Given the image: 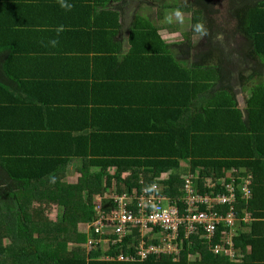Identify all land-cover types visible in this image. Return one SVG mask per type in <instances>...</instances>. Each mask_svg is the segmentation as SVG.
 Returning <instances> with one entry per match:
<instances>
[{
  "label": "trees",
  "instance_id": "16d2710c",
  "mask_svg": "<svg viewBox=\"0 0 264 264\" xmlns=\"http://www.w3.org/2000/svg\"><path fill=\"white\" fill-rule=\"evenodd\" d=\"M118 1L68 0L66 11L57 0H0V264H264V0H230L221 27L212 0L188 1L183 11L208 29L196 47L187 36L165 43L135 15L126 53ZM161 1L152 6L166 12L177 0ZM74 160L82 176L71 184ZM233 168L243 170L231 175L238 182L250 176L251 199L238 191L233 234L221 224L210 239L181 232L177 261L103 259L136 257V234L123 248L86 249L96 234L79 226L96 220L94 196L156 184L183 213L185 181L173 176L196 174L192 187L204 194L206 179ZM42 201L63 209L56 221L36 219ZM216 244L240 257L214 254Z\"/></svg>",
  "mask_w": 264,
  "mask_h": 264
},
{
  "label": "built area",
  "instance_id": "2783aa9c",
  "mask_svg": "<svg viewBox=\"0 0 264 264\" xmlns=\"http://www.w3.org/2000/svg\"><path fill=\"white\" fill-rule=\"evenodd\" d=\"M238 180L233 178L228 188L221 189L224 192H216V187H210L209 193L204 194L193 189V183L189 180L185 181L186 194L181 199L183 213L173 200L159 193L156 184L152 185L151 191L142 188L140 192L133 190L130 194L114 191L100 196L95 208L97 218L88 224V229L93 230L96 238L89 240L88 247L94 249L103 244L107 249L118 248L125 238L136 237V234L141 238L133 246L137 258L120 254V260L145 261L149 256L178 255L181 232L183 239L199 231L210 239L218 224L225 223L224 226L231 228L239 221L234 215V203L238 191L244 197H250V176ZM220 207L227 208L223 215L215 210ZM149 236H153V239H149ZM230 239L226 243L230 244ZM212 252L228 254L231 251L222 244H216Z\"/></svg>",
  "mask_w": 264,
  "mask_h": 264
},
{
  "label": "rangeland",
  "instance_id": "374dc122",
  "mask_svg": "<svg viewBox=\"0 0 264 264\" xmlns=\"http://www.w3.org/2000/svg\"><path fill=\"white\" fill-rule=\"evenodd\" d=\"M154 0H120L118 3L114 4L115 7H118L120 12H123L125 15V25L129 26L131 24V21L133 18H135V15H139L142 18H146L152 25H155L157 28H160L159 36L162 38V40L166 43L169 44H175V43H180L182 40H185V37H189L191 44L196 47L198 46L202 41L203 37H196L194 36L193 32L191 31V25L196 22L190 15V13L184 12L185 13V23L183 25L180 24H165L163 22V17L166 12L161 11L162 9L159 8V6H152ZM158 5L162 3L161 0H155ZM188 1L190 0H177L176 3H174V7H183L188 5ZM213 3L210 5L212 6L211 9L213 11L217 12V23L218 26H223V23H227L226 21V11L228 8V3L230 0H212ZM166 0L163 1L164 4ZM192 2V1H191ZM167 4H172L171 0H167ZM143 6H146L147 8H143ZM129 14L130 17H129ZM135 14V15H134ZM128 16V17H127ZM123 18L121 17V22H123ZM231 26V24H230ZM163 27V28H161ZM172 54L174 55L175 59L179 57V53L176 50H172ZM248 95V94H247ZM242 97V98H241ZM244 96H239V103L240 106H243L244 101H243ZM247 97V96H245ZM242 114L243 117L245 118V111L242 109ZM181 163V168L183 170H187L188 168V162H180ZM82 167V161L81 160H74L73 163L68 167L67 169V176L64 178V181H67L68 183L71 184H76L79 181V178L82 176V173L79 171V168ZM116 169H111V173H115ZM243 172L242 169L240 168H233L230 171L226 172V176L219 178L216 180V182H213L212 179H206L204 182V188H210V187H218L220 189H226L228 188L229 184H231V181L233 180V177L231 176L232 173H240ZM192 176V177H191ZM163 177L167 178V175H162V174H156V178L163 179ZM173 177H180L183 179V181H190L193 183L196 181L197 175H191V174H178ZM142 183V181H140ZM195 184V183H194ZM242 196L243 194L240 193ZM244 197V196H243ZM183 198V197H182ZM247 202L250 203L251 199L250 197H244ZM100 195L94 196V201L98 204L97 201H99ZM57 213H63V209L59 207L57 202H36L34 204V214L37 220L39 221H56ZM60 214V216H61ZM249 216L246 215L245 219L243 221H248ZM221 225H225V223H221ZM86 228V229H84ZM239 228V221L235 222L234 227H232V234L235 232V230ZM79 231L86 232L88 233V227L80 224L79 226ZM231 234V235H232ZM88 238L91 240L92 235L88 234ZM149 239H153V236H149ZM230 239V236L227 238H223V240L228 241ZM10 241L6 239L5 245H8ZM74 246L71 245L70 249H72ZM82 248V246H80ZM89 251V247H86ZM180 250V248H179ZM232 252H228V256L232 257ZM176 256L177 255H173ZM197 257V255H195ZM193 257L191 259H196V257ZM234 257V256H233ZM232 257V260L234 259Z\"/></svg>",
  "mask_w": 264,
  "mask_h": 264
},
{
  "label": "clouds",
  "instance_id": "9594fccd",
  "mask_svg": "<svg viewBox=\"0 0 264 264\" xmlns=\"http://www.w3.org/2000/svg\"><path fill=\"white\" fill-rule=\"evenodd\" d=\"M57 3L59 4V6L62 9L66 10V11H71L73 8V5L68 3V0H57ZM163 22L165 24H169V25H171V24L183 25L185 23V13H184L183 9L181 7H176V8H172V9L167 10L164 17H163ZM190 27H191V31L193 32L194 36H196V37H204L208 34V29L206 28V25L203 22L194 23ZM56 31H57V33L64 31L63 26H60L59 28H57ZM56 43H57V41H52L53 46H55ZM110 193H112V192H110ZM135 238L136 237L125 238L123 243L118 248H121V247L123 248L127 239H129L130 241H134ZM136 239L139 241L141 238L137 237ZM135 244H137V241L134 243L133 246H135ZM126 246H129V244H127ZM130 246H131V244H130ZM99 247H103V244H100ZM135 253H136V250H135ZM136 258H137V256H136ZM137 260L138 259H136L135 261H137ZM140 262H142V261H140Z\"/></svg>",
  "mask_w": 264,
  "mask_h": 264
},
{
  "label": "crops",
  "instance_id": "0c3cea01",
  "mask_svg": "<svg viewBox=\"0 0 264 264\" xmlns=\"http://www.w3.org/2000/svg\"><path fill=\"white\" fill-rule=\"evenodd\" d=\"M40 15V14H39ZM130 15L131 14H129V17H130ZM135 15V14H134ZM47 17H49V16H47ZM128 17V16H127ZM135 17V16H134ZM141 17V16H140ZM51 18V17H50ZM122 18H123V22H121L122 23V25H123V30H124V32L122 31V39H121V47H122V50H123V52L124 53H126L127 51H128V44H127V34H128V29L130 28L129 26H131V24H132V22H133V20H134V18H133V20L131 21V24L129 25V26H126L125 25V15H124V13H123V15H122ZM142 18V17H141ZM47 20H49V19H47ZM71 22V20H69V18H68V16H67V23H70ZM37 43H40V42H37ZM166 43V42H165ZM167 44H169V43H167ZM33 45V47L35 46L36 47V45L37 44H32ZM32 48V47H31ZM239 96H244V95H242V94H239L238 95V97ZM242 98V97H241ZM239 100V99H238ZM243 100H244V98H243ZM84 229H86V228H84ZM154 244H156V242L154 243ZM71 246V245H70ZM73 246H75V245H73ZM232 246V245H231ZM86 247H88V245L86 246ZM103 248H104V250H108L105 246H103ZM228 251H232V252H234V249H230V250H228ZM179 255H180V252H179V254L177 255V257L176 256H172V259L174 260V261H177L178 259H179ZM119 256L120 255H118L117 256V258H113V257H110V256H107V258H103V259H105V260H112V261H114V260H117V261H122V262H136V261H124V260H120L119 259ZM159 256V255H158ZM195 255H188V260H194V259H191V258H193ZM228 256V255H227ZM234 256V257H233ZM232 257L233 258H235V257H240V255H238V253H236L235 252V255H233ZM196 257V256H195ZM232 257H229V259L230 260H232Z\"/></svg>",
  "mask_w": 264,
  "mask_h": 264
}]
</instances>
